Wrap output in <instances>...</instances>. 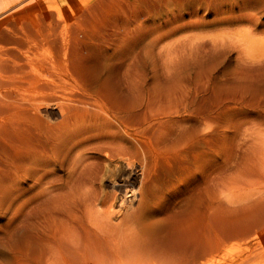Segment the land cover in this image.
<instances>
[{"label": "rangeland", "instance_id": "obj_1", "mask_svg": "<svg viewBox=\"0 0 264 264\" xmlns=\"http://www.w3.org/2000/svg\"><path fill=\"white\" fill-rule=\"evenodd\" d=\"M0 264H264V0H0Z\"/></svg>", "mask_w": 264, "mask_h": 264}]
</instances>
